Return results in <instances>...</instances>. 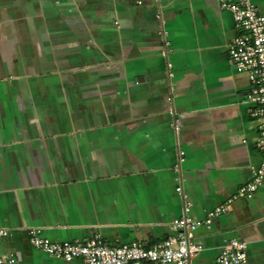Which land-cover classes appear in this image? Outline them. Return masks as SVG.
<instances>
[{
    "label": "crops",
    "instance_id": "1",
    "mask_svg": "<svg viewBox=\"0 0 264 264\" xmlns=\"http://www.w3.org/2000/svg\"><path fill=\"white\" fill-rule=\"evenodd\" d=\"M225 1L0 0L1 256L68 264L29 230L150 245L188 213L203 245L190 264L232 238L264 264V175L237 195L264 159L261 128Z\"/></svg>",
    "mask_w": 264,
    "mask_h": 264
},
{
    "label": "built area",
    "instance_id": "2",
    "mask_svg": "<svg viewBox=\"0 0 264 264\" xmlns=\"http://www.w3.org/2000/svg\"><path fill=\"white\" fill-rule=\"evenodd\" d=\"M233 12L240 32L228 44V52L234 66L245 71L251 81L248 99L253 103L251 115L260 123L258 145L264 151V14L253 0H231L222 3ZM264 175V159L254 168L253 179L240 187L237 195L251 196L261 183ZM177 190L184 199L187 195L182 186ZM228 208L217 206L208 213L207 222ZM189 210V203H186ZM202 223L188 213L177 218L173 226L177 233L162 241L147 245L141 241L129 243H107L103 237L95 235L81 240L53 241L41 234V230H29L30 242L37 248L64 259L68 264H146L175 263L190 264L192 258L202 250L203 245L195 240V229ZM247 244L237 238L230 239L217 256L215 264H243L247 258ZM0 264H30L22 262L15 253L0 255Z\"/></svg>",
    "mask_w": 264,
    "mask_h": 264
}]
</instances>
